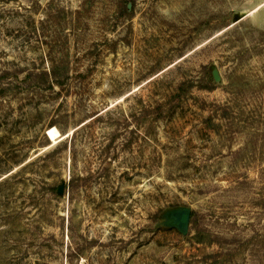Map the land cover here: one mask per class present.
Returning a JSON list of instances; mask_svg holds the SVG:
<instances>
[{
  "label": "rangeland",
  "instance_id": "1",
  "mask_svg": "<svg viewBox=\"0 0 264 264\" xmlns=\"http://www.w3.org/2000/svg\"><path fill=\"white\" fill-rule=\"evenodd\" d=\"M0 264H264V0H0Z\"/></svg>",
  "mask_w": 264,
  "mask_h": 264
},
{
  "label": "water",
  "instance_id": "2",
  "mask_svg": "<svg viewBox=\"0 0 264 264\" xmlns=\"http://www.w3.org/2000/svg\"><path fill=\"white\" fill-rule=\"evenodd\" d=\"M213 76L216 81L220 80V77L217 71L213 72ZM58 192L59 193L63 192V187H59ZM171 219L174 225L179 229V231L182 234L185 235L188 233V228H189L190 219H191V211L189 209H183V210L172 212Z\"/></svg>",
  "mask_w": 264,
  "mask_h": 264
},
{
  "label": "bare ground",
  "instance_id": "3",
  "mask_svg": "<svg viewBox=\"0 0 264 264\" xmlns=\"http://www.w3.org/2000/svg\"><path fill=\"white\" fill-rule=\"evenodd\" d=\"M48 136L53 141H55L57 137H60L55 128H52L48 131Z\"/></svg>",
  "mask_w": 264,
  "mask_h": 264
},
{
  "label": "trees",
  "instance_id": "4",
  "mask_svg": "<svg viewBox=\"0 0 264 264\" xmlns=\"http://www.w3.org/2000/svg\"><path fill=\"white\" fill-rule=\"evenodd\" d=\"M196 213L195 212H191V218L195 217Z\"/></svg>",
  "mask_w": 264,
  "mask_h": 264
}]
</instances>
